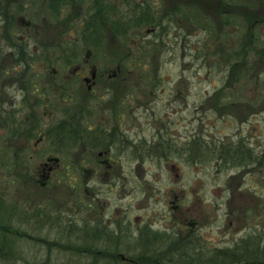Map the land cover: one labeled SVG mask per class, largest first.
<instances>
[{"label": "flooded vegetation", "instance_id": "af4514ba", "mask_svg": "<svg viewBox=\"0 0 264 264\" xmlns=\"http://www.w3.org/2000/svg\"><path fill=\"white\" fill-rule=\"evenodd\" d=\"M215 1L217 4L212 0H153L151 3L146 0H0V125L8 121L4 115L10 116L11 120L17 116L16 111L20 108V104L13 102L14 109L8 112L4 105L9 103L10 107V99L17 100L18 92L21 93L22 101H28L29 97L33 98L30 104L32 110L39 102L38 97L44 101L43 114L33 111L34 119L31 120L27 116L24 118L17 116L19 123L9 128L10 137L4 135V128L0 126V166L22 165L26 170L22 175L20 172L14 174V168L11 169V176L14 174V178L24 187L21 200L26 207L23 209H80L85 212L84 215L92 214L99 217L93 223H88L85 218L81 219L84 228H94L96 240H103L105 237V240L107 238L112 242L113 233L105 234L103 230L114 229L105 226L107 224H118V209H105L109 201L101 197L108 198L107 194L99 189L96 183H102L100 187L104 183L107 184L109 191L113 192L119 181H130L129 178L134 177L131 172H136L130 167L135 149L138 148L145 154L147 152L143 151L144 146L148 149L157 145L162 147L166 142L164 137L153 134L148 138H135L134 133H141V128L132 115L133 110L123 111V118H119L116 106L107 100L104 109L99 106L87 110L83 105H79V108L75 109L76 114L79 112V125L75 127L68 126V120H65L60 121L57 126H49L46 131H42L43 128L38 124L39 116H51V103L57 89L62 90L59 95L66 96L68 101L81 96L80 101L84 102L93 97L97 84L103 83V79L100 78L103 73L98 71L96 63L92 64L87 58H90L91 53L97 48H102L104 20L109 17L121 18L118 17V13H121L127 15L130 21L137 20L139 27L145 24L143 25L146 27L145 36L141 38L136 36L131 42L134 48L137 45L151 48L158 42L165 46L166 52L174 53L180 47L183 54L186 50L195 51L200 47L199 43H196L194 45L196 49H191L190 33H197L199 28L208 31L213 27L215 18L219 14L226 24V0ZM254 2L258 3L257 7L241 8L242 17H245L244 22L250 31L264 20L262 11L258 13V8L264 5L263 0ZM246 17L252 21L250 22ZM128 27L130 25H124L122 29L127 31ZM112 28L114 33L118 31L114 25ZM183 28L187 31L184 32ZM69 30L75 34V38H82L81 45H72L67 40ZM51 37L54 38L52 40L57 38L56 43L49 41ZM250 37L252 40L253 35ZM55 53L59 54V60L56 62L51 58ZM82 53L85 55L84 59L77 61ZM43 54H47L46 60L41 56ZM8 58L14 61H8ZM117 64L121 69L123 63ZM130 72L128 70L126 75L129 76ZM115 76L116 72L113 71L105 81ZM123 80L133 82L132 77ZM78 84L84 85L87 93H76L74 85ZM44 92L45 97H43ZM93 115H96L95 119H92ZM86 118L88 121H83ZM89 118H91L90 122ZM28 122L30 124L26 125L29 126L26 129L24 123ZM72 131L75 133L72 134ZM28 135L33 137L28 138ZM74 135L77 138H73L77 140L76 145L70 140ZM11 138L15 139L14 145L10 141ZM39 144L40 147H37ZM28 149L32 151L30 156L21 154ZM22 160L27 163L22 164ZM169 163L173 167L171 161H164V167ZM248 167L246 170L243 168L247 176L254 166ZM0 172L5 182L7 176L5 169ZM174 176L175 182H178L179 174L176 173ZM75 181L79 183L78 190L73 188L72 183ZM89 181L92 182L91 185ZM5 184L7 186V182ZM226 185L229 188L227 198L229 209L238 207L244 216L252 214L253 209L255 213L259 211L257 205V203L260 205L259 198L254 205H251L244 197V194H249L251 198L256 196L260 188L259 183L235 186L226 183ZM226 185L223 187L225 195ZM2 186L5 189L4 183ZM64 188L69 191L71 189L69 194H60ZM170 188L165 191L166 195L170 191L176 192L174 187ZM26 189L46 191L44 197L46 200H42L39 207L33 208L34 200L26 193ZM231 193L238 195L239 206L232 205ZM202 201L207 202L208 199L202 198ZM44 202L46 204H42ZM208 206L214 209V201L213 204L208 203ZM87 209L94 210L90 212ZM166 209L190 208L179 203L177 194H173L168 200ZM191 209H200V216L196 219H188L181 212L180 222L173 224L180 228L182 233L168 232L162 237L170 239L172 247L176 248L178 244L182 246L180 258L170 254L166 256L167 259L191 264H264V222L228 220L215 226L212 221L204 222L205 215L200 205L194 203ZM231 213L229 211L228 215L230 216ZM224 215L226 217V210ZM51 216L55 221H62V226L71 224V217L66 223L61 220L69 218L70 214L63 215V212H60ZM48 222L50 223L49 220ZM131 224L132 220L126 214L123 226L128 230L132 227ZM51 226L55 229L52 223ZM171 236H175L176 240L173 241ZM178 239L179 242H184L178 243ZM170 253H173L172 248ZM163 254L164 252L159 251L157 255ZM115 255L117 257V253ZM158 256L145 257L158 259Z\"/></svg>", "mask_w": 264, "mask_h": 264}, {"label": "rangeland", "instance_id": "374dc122", "mask_svg": "<svg viewBox=\"0 0 264 264\" xmlns=\"http://www.w3.org/2000/svg\"><path fill=\"white\" fill-rule=\"evenodd\" d=\"M146 1L151 3L153 0ZM212 1H214L213 3L217 4L215 0ZM243 2L244 0H226V24L223 22V17H220L219 14L215 18L216 22L214 23L213 27H211V29L208 31H202V28H199L197 33L194 32L189 34L190 41H192V50H195L196 47L194 45L199 43V48L201 49L198 51V53L194 54L193 52L195 51L190 53L186 51L185 54H182L183 50L179 47L174 53L165 52V54L161 55L162 58H160L159 65L161 68L159 69V73L162 75L161 78L163 79V82L160 85V91L159 94H157V98L154 103L156 113L164 115L165 113H163L162 105H175L177 103L172 102L173 97L176 95L177 87L181 89V95L190 93V97L188 96V102L192 101L193 103H200L204 98L203 96L212 93L214 89L218 88L226 80V74L229 69V65L234 62L235 59H231L225 63L222 62V56L227 55L230 51H232V48L240 49L241 40L246 42V45H250L251 42L247 40L248 36L245 34L244 26L239 17L240 13L238 10L242 9L234 6ZM256 10H253V12ZM258 10V13L262 11L264 14V5L263 7H259ZM118 17L121 18L113 19L109 17L107 20L103 21L102 48H97L95 51H93L90 58L86 57L92 64L96 63L98 71L103 73V76L100 77L103 79V83L101 85L97 84L96 89L92 94L93 97L84 102L80 101L81 96L71 98L68 101L66 96L61 97L59 95L62 93V90L57 89L54 92L55 97L51 103V116H39L38 124L40 128H43L42 131H46L49 126L59 125L60 121L69 120L71 118H79V112H77V114L75 113V109L77 110L79 105H83L87 110H93L99 106L100 108L104 109L105 106H107L105 101L107 100L110 104H112L111 101L115 100V92L117 91V94L120 95L124 90L122 88L128 85V81L123 80L125 79V76H123V71L121 70L119 73L120 69L117 63H119L121 58L130 50L131 42H133V39H135L136 36L139 38L145 36L146 27L143 26L145 24L139 27L137 20L130 21L128 16L125 14L122 15L121 13H118ZM124 19L128 20L125 21ZM112 25L118 29L122 28L124 25H130V27L127 28V34L118 36V34L114 33ZM23 30L25 31L26 29L24 28ZM183 31L186 32L187 29L183 28ZM255 34L258 40H256L254 44L253 40L249 48L253 51H256L254 52L255 56L258 54L257 51L260 52L258 55L264 56V26H258ZM52 39L54 38L51 37L49 41L56 43L57 38H55L56 40ZM67 40L71 42L72 45L82 44V38H75V34H73L72 31H70L68 34ZM124 45H126L128 51L125 50L123 47ZM132 47L134 48L133 45ZM92 49L94 50V47H92ZM247 50L248 48L246 47V52ZM196 55H198L199 58L203 56L204 59L196 60ZM41 56L46 60L47 54H43ZM58 57L59 54L55 53L51 58L56 62L59 60ZM84 57V53L80 54L79 58H77V61H82ZM51 58L49 60H51ZM39 60L42 59L39 58ZM8 61L14 60L8 58ZM156 61L157 59H154L152 62ZM103 68L106 69L103 70ZM259 69L264 70V63H262V67ZM113 71L116 72V76L112 77V79L109 81H105V78L109 74L113 73ZM259 75L260 78H262L261 80H264V72ZM179 82L181 86H179V84L176 85V83ZM74 87L76 88V93H87L84 85L78 84L74 85ZM38 88L40 90L39 86ZM152 93L148 92L146 95L149 100L153 98ZM244 94H246L248 97H255V95H259V100H263L264 87L262 84L257 86L256 83H251L246 86V89H244ZM43 97H45V92ZM10 98H12V96H10ZM38 99V104L34 105L32 110V106H30V104L33 102V98L29 97L28 101H22L21 93L18 92L17 100L10 99L11 106L9 107V103H6L4 107L6 108V112H8L14 109L13 102H17L21 106L17 109L16 115H20L22 118L27 116L31 120L32 118L34 119L33 111L43 114L44 101L42 99L40 100L39 97ZM259 106L261 107L260 104ZM108 108H110L109 105ZM172 108L175 110L178 107ZM260 110L261 108L257 109V111ZM177 115H180V113H177ZM183 115V117L186 118V121L191 119L190 115H186V112H183ZM4 116L7 117L8 121L4 124H1L0 126L4 128V135L10 137L11 135L9 133V128L11 126L18 125L19 118L16 116L15 119L17 120H11L9 119L10 116L8 117L7 114ZM84 116H86V114ZM198 116L199 120L204 121L205 124H201L199 121H196L192 124V127L191 125H187V129L190 127L192 128L191 132H188V130L184 128L183 123L179 126V130L182 131L180 133L182 134L183 143L186 140H190L196 130L200 132L202 136L205 137L204 139H207L209 142L212 141L211 138L214 140L223 138L224 141H226V144L230 141L236 140L240 135H245L251 140L252 147L258 151V147H256L258 142L257 133L259 134L260 131L262 136H264V112L263 114L255 113L251 117L249 116V118L243 122L226 117V126L220 127L221 129L216 131L215 134H213V128L210 126L212 123L211 119L215 116V114L211 113L210 111L201 112L198 110ZM172 117L177 116L172 115ZM95 118L96 115H93L92 119ZM126 118L127 117H125V119ZM151 119L154 120L153 118H150L149 125L145 121L146 118L140 119L146 127H140L141 133H134L135 138H148L157 131L158 123L155 124ZM83 121H88V118ZM90 121L91 118H89V122ZM101 121H103V119H101ZM29 124L30 122L27 124L24 123L26 129L29 127L26 125ZM224 135H226V137H224ZM31 137L33 136L28 135V138ZM74 137L76 138L75 135ZM10 141L14 145L15 139L11 138ZM40 145L41 144H39L37 147H40ZM149 152L153 157H142L141 163L137 162L133 158L130 167L131 169L133 168L136 170V172H131L134 174V177L129 178L130 181L128 182L119 181L118 186L115 187L113 192L109 191L107 184L104 183V185L100 187L102 183H96L99 186V189L107 194L108 198H104L103 195V197H101L102 199L109 201V204L106 205L107 207L105 209H118V224H107L105 226L114 227V229L111 230L108 228L103 230L105 234L110 232L113 233L115 236L113 242H108L107 244V242H105V238H103V240H99V244H95V240H93L94 243H91L89 241H85L84 238H82L84 237V230L89 227L84 228V226L81 224V219L85 218L87 219L88 223H93L97 218L99 219V217L96 215H84L85 212L80 209L58 210L59 213L63 212V215L70 214V216H68L69 218H62L61 220L66 223L71 217L70 222L75 224L79 229L78 231L72 232L70 234L66 233V235L68 234L70 236L73 243L79 244L81 248L86 247L99 251H102L104 248L111 250L116 249L114 253H122L125 256L133 259L145 257L148 255L147 253L158 256L156 253L159 254V251H162L164 254L162 256H158L162 262H165L166 264H177L175 259H167L166 256L174 254L176 258H180L182 246L178 244L176 248L175 246L172 247L171 240L162 237L167 235L168 232H181L180 228H177L173 224L180 222L181 212H183L184 216H186L188 219H196L198 216H200V209H191V205L194 203H197L203 208L201 210L205 215L204 222L212 221L214 222L215 226L220 225L222 222H227L228 220H233L234 222L244 220L264 222V181L262 183L261 191L258 190L259 192L256 196H252L251 198L249 194H244V197H246V202L250 203L251 205H254V202H256V200L259 198L263 209H259V211L257 210L256 213L253 209V213L247 214L246 216H244L242 212L239 216L240 209H229L227 196L223 191V185H226V183H232L233 186L236 184H255L254 180L249 178V175L252 176V173L247 176V172L243 170L242 166H232L230 164L226 165V163H219L218 165L217 155H214L215 153H210L204 157H200L203 159L196 163H189L187 162L188 160L182 157L181 162H172V164H174L173 167L171 166V163H169L166 167H164V170L160 171L158 160L159 157L160 159L162 158V151L157 152L156 150L151 149ZM31 153V149L21 152V154L27 156H30ZM26 163L27 162L25 160H22V164ZM15 170L18 172H15ZM19 172L22 175L25 174L26 170L24 166L14 165V174H18ZM176 173L179 174L178 182H175L174 180V174ZM14 174L12 177L13 182H11L9 179L7 180V186L4 184L5 189H3V179H1L0 176V199L7 196L10 202L6 203V209H2L6 215L0 216V233H5V237L3 235L2 238L3 243L10 242L11 245L19 251L16 264H38L39 262H42L43 264H90L92 262V258H96V256L92 257V255L89 253L84 252L75 255L70 250L61 251L59 247H53L50 249L47 245L38 244L37 241H51V237L62 234V227L66 228V225L62 226V221H55L53 216L49 215L48 212L50 211L55 216L54 213L57 209H23V207H26L24 202L21 200V196L23 195L22 190H24V187L20 181L14 178ZM91 183L92 182L89 181V185H91ZM173 183H175V185H173ZM170 187H174L176 192L173 193L170 191L169 194L166 195L165 191L170 190ZM70 191L69 189L66 190V188H64L63 192L60 191V194H69ZM26 193L32 196L35 195V193L31 192L29 189H26ZM46 194L47 193L39 192L37 193V197H45ZM173 194H177L179 203L184 206H189L190 209H166V207L168 208V200L171 195L173 196ZM202 198L208 199V201H202ZM212 200L214 201V209H211L208 206V203L213 204ZM41 202L42 198L34 204L33 208L39 207ZM10 206L12 209H8ZM64 210L66 212H64ZM87 210L92 212L94 209ZM225 210L226 217L224 215ZM229 211L232 212L230 216L228 215ZM29 212L33 213L34 215L38 213V215L33 218L32 222H26L24 220V216ZM207 213L208 218H206ZM126 214L132 220V227L128 230L125 226H123V221ZM254 214L257 216V218L254 216ZM46 219H48L50 223ZM40 221H45V223L39 225ZM51 223L53 226H55V230L51 229ZM2 224L7 225L4 227L5 229L1 228ZM179 225L181 226L180 223ZM87 235L91 236V234ZM171 237L173 241L176 240L175 236ZM183 242H179L178 239V243ZM171 248L173 253H170ZM3 250L5 251L6 248L3 247ZM10 251L11 248L8 252ZM116 258L117 260L122 261L119 257ZM100 259L101 261L98 262V264H107L105 261L107 259L105 257ZM182 262L183 264H191L189 262ZM0 264L4 263L0 262Z\"/></svg>", "mask_w": 264, "mask_h": 264}, {"label": "trees", "instance_id": "16d2710c", "mask_svg": "<svg viewBox=\"0 0 264 264\" xmlns=\"http://www.w3.org/2000/svg\"><path fill=\"white\" fill-rule=\"evenodd\" d=\"M255 0H244L243 3H240L237 6L238 8H242L243 6L246 7H257L258 3L254 2ZM264 2V0H263ZM230 4V3H229ZM246 4V5H243ZM232 5V4H231ZM233 6V7H234ZM227 8V3H226ZM230 8V7H228ZM241 10H238L240 12ZM240 20L244 26L245 34L248 36V41L254 40L253 44L255 43L258 38L256 37V29L258 26L262 25L264 26V20L256 25L255 27H252V31L247 29L248 27L245 26V17H242V14L240 15ZM228 15V14H227ZM247 18V17H246ZM249 20V18H247ZM250 22L252 20H249ZM249 30V31H248ZM118 36H123L124 34H127L126 29L119 28L116 32ZM250 35H253L252 40H250ZM246 42L242 41L240 42V49L232 48V51H230L227 55L222 56V62H228L231 59H235L234 62H232L229 65V69L226 74V80L212 93L206 94L203 96L204 98L200 103L192 101L188 102V96L190 97V93H187L185 95H181V89L176 88L177 92L176 95L173 97L172 102H177L175 105L172 104H166L162 105L163 113L164 115L160 113H156L155 111V100L157 98V94H159L160 85L163 82V79L161 78V74L159 73V69L161 68L160 65V58H162L161 55L165 54V46L160 45L158 42L156 43V46H152L151 48H148L144 45H137L135 48L130 46V50L126 48V45L123 47L125 48L127 54H125L119 63H123V66L121 67L120 71H123V76H125L128 73V70L131 71L129 76L126 75L125 79L132 77L133 82L129 83L128 85L122 89H124L120 95L117 94V91L115 92V100L111 101L116 106V111L119 113V118H123L124 114H122L123 111H127L128 109H132L136 122L139 123L141 128L146 127L144 123L140 120L141 118H146V122L149 125L150 118H153L152 122L155 124L158 123L157 131L154 134H159L164 137L165 144L164 146H152L150 149H148L147 146L143 147V151H146L147 153L143 154L142 150L136 148L134 151V159L141 163L142 157L150 156L152 158L153 156L149 152L151 149L156 150L157 152L162 151V158L159 157V165H160V171L164 170V161H171L179 163L181 162L182 157H184L187 162L189 163H196L200 162L204 157L210 153H215L214 155H217V163H226V165H232V166H242L244 170L248 169L249 165H253L251 169L252 176L249 175L250 179L254 180V183L257 182L260 185L259 190L261 191L262 183L264 181V136H262V133L259 131L258 135V142L256 144V147H258V151L255 150L254 147L251 145V140L247 138L245 135H240L236 140L230 141L226 144V141H224L223 138L214 140L211 138V142H209L207 139H204L205 137L202 136L200 132L196 130V132L192 135L190 140H186L184 143L182 142V134L179 130V126L183 123V126L185 129H187V125H191L194 122H200L201 124H205L204 121L199 120L198 116V110L201 112H207L210 111L211 113H214L215 116L211 119V127L213 128V134H215L216 131L221 129L220 127L226 126V117L233 118L234 120H239L241 122L245 121L249 116L251 117L255 113L263 114L264 109V98L263 100H259L260 96L255 95V97H248L246 94H244V89H246V86H248L251 83H256V85L262 84L264 87V80H261L260 75L264 70L259 69L262 67V63H264V56H260V52L257 51V55H254V52L249 47L250 45H246ZM246 47L248 48L246 52ZM133 48V49H132ZM201 48H198L193 52L194 54L198 53V51ZM186 50V49H185ZM256 50V49H255ZM187 51V50H186ZM183 54H185V52ZM188 53L192 51H187ZM264 52V50H263ZM207 56V55H205ZM260 56V57H257ZM154 59H157L156 62H152ZM196 60L204 59L203 56L199 58L198 55L195 56ZM151 61V62H150ZM259 71H258V70ZM181 86L180 82L176 83V85ZM226 90V93H225ZM152 93L153 98L148 99L146 96L147 94ZM261 105V107L259 106ZM172 107H178L177 109L173 110ZM260 111H257V109H260ZM263 108V109H262ZM169 110V111H168ZM183 112H186V115H190V120L186 121V118L183 117ZM177 113H180V115H177ZM172 115H175L177 117H172ZM126 116V115H125ZM203 117V116H201ZM181 118V119H180ZM180 119V120H179ZM68 126L75 127L79 125V118H71L67 121ZM185 123V125H184ZM138 125V124H137ZM187 129L188 132L192 131V128ZM158 132V133H157ZM74 134L75 132H71ZM226 137V135H224ZM75 137H71L70 140L75 143L77 140L73 139ZM219 138V137H218ZM77 139V138H76ZM229 145V146H227ZM147 154V155H146ZM200 155V156H199ZM177 156V157H175ZM199 156V157H198ZM7 168V169H6ZM14 168L12 166H6L2 167L1 169L6 171V178L4 182V177L1 174L2 183H6L7 180L10 179L12 182L11 176V169ZM1 173V172H0ZM15 181V180H14ZM71 184V183H70ZM72 184H74L73 188L74 190H78V182L75 181ZM71 184V185H72ZM77 185V187H75ZM224 187V185H223ZM255 190L256 188H252ZM31 192L35 193L34 196L30 195L32 197V200H34V204L42 198V200H46L44 197H37V193L43 192L47 193L46 191L39 190V189H31ZM233 192V191H232ZM4 193V192H2ZM258 193V192H257ZM229 188L226 185V196L229 197ZM231 200H233L232 205L239 206V199L237 195H234V193H231ZM260 205H258V209H263L261 201ZM6 203H10L8 198L3 197L0 199V216H5V212L2 211V209H6ZM46 204V202L42 203ZM41 205V204H40ZM8 209H12L10 206ZM236 209H239L238 207ZM49 215H53L50 211L48 212ZM51 213V214H50ZM58 210H56L55 215H58ZM17 214V213H16ZM241 214V211L239 213V216ZM38 215L36 213L35 215L33 213H27L24 216V220L26 222H32L33 218ZM256 218L257 216L254 215ZM48 220V219H46ZM45 223V221L39 223V225ZM7 225L2 224L1 228L5 229ZM51 229L52 226H51ZM55 230V229H53ZM78 227L71 223L70 225H66V228L62 227V234L55 235L54 237H51V241L47 240H41L37 241L38 244L41 245H47L50 249L51 248H57L65 250V251H71L73 254H81V253H89L92 255V262L90 264H98V262L101 261L100 258H106L107 264H166L165 262L160 261V259L155 258H147V257H138V259H134V262H129L128 260L126 262H122L120 260H117L115 258L114 251L111 249L104 248L102 251L99 250H93L90 248H81L79 244L73 243L70 236L68 234L72 232L78 231ZM264 232V231H263ZM66 233H68L66 235ZM91 234V236L87 235ZM3 235L5 237V233H0V262H3L4 264H16V260L18 259L19 251L11 245L10 242H2ZM87 235V236H86ZM84 237L87 239H84L85 241H89L91 243L99 244V239L96 240L95 236V230L94 228H87L84 230ZM82 237V238H84ZM113 236V240H114ZM105 238V237H104ZM93 240H95L93 242ZM112 240V242H113ZM107 244L110 242V239L106 238ZM84 246V245H82ZM3 247L6 248V250H3ZM11 248V251L9 249ZM64 248V249H63ZM150 255V253H147ZM158 254V253H156ZM147 256V255H146ZM133 259V258H130ZM177 264H183V262ZM38 264H43L42 262H39Z\"/></svg>", "mask_w": 264, "mask_h": 264}, {"label": "water", "instance_id": "95a60500", "mask_svg": "<svg viewBox=\"0 0 264 264\" xmlns=\"http://www.w3.org/2000/svg\"><path fill=\"white\" fill-rule=\"evenodd\" d=\"M94 76V75H93ZM87 81H88V79H86ZM119 255V257L122 259V260H129V261H132V259H129V258H127L124 254H122V253H119L118 254Z\"/></svg>", "mask_w": 264, "mask_h": 264}]
</instances>
